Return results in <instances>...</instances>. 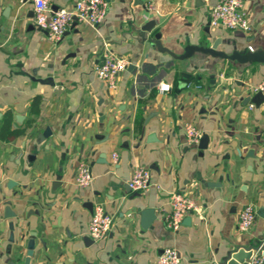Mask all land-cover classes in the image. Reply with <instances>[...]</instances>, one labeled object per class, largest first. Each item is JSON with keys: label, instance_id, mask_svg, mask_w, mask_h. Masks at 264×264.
Segmentation results:
<instances>
[{"label": "crops", "instance_id": "crops-1", "mask_svg": "<svg viewBox=\"0 0 264 264\" xmlns=\"http://www.w3.org/2000/svg\"><path fill=\"white\" fill-rule=\"evenodd\" d=\"M217 1L107 0L97 27L75 23L53 43L31 3L0 0V264L23 263L30 239V264H155L165 248L179 264H227L235 247L264 243V102L253 92L264 65L200 52L177 61L150 47L159 36L179 56L218 39L227 54H264V0H243L247 33L209 26ZM105 47L129 62L112 90L95 74ZM163 83L169 92H159ZM187 124L208 139L205 150L187 144ZM81 163L93 179L87 189L75 184ZM137 166L150 174L145 192L127 185ZM171 192L199 209L178 232L165 226ZM96 205L114 217L99 242L88 234ZM246 205L257 217L242 233ZM146 209L155 217L144 230Z\"/></svg>", "mask_w": 264, "mask_h": 264}, {"label": "built area", "instance_id": "built-area-1", "mask_svg": "<svg viewBox=\"0 0 264 264\" xmlns=\"http://www.w3.org/2000/svg\"><path fill=\"white\" fill-rule=\"evenodd\" d=\"M24 0H21L23 3ZM32 5L34 24L37 28L47 33L48 41L56 43L62 39L65 33L74 23L79 25H89L97 27L105 18L108 10L107 0H76L71 8H52L53 0H26ZM148 10L154 8L149 5ZM209 26L213 29L220 28L228 31L247 33L250 31L249 22L245 10H243V0H218L210 9ZM253 51V50H252ZM250 51V52H252ZM126 59H119L111 50L104 48L101 62L95 67L97 78L108 90L115 89L116 79L128 67ZM170 85L163 83L159 87V92H169ZM254 93H259L264 97V77L258 85L253 87ZM185 140L189 146H199L202 133L193 125L187 124L184 127ZM264 146V130L261 135ZM111 160L116 163L117 156L112 155ZM131 179L127 183L133 192H145L151 186L149 171L139 166L134 167ZM75 184L79 189H87L92 182L90 168L86 163H81L75 173ZM170 211L166 213L165 226L172 232H178L186 216L191 213L199 214V209L194 201L180 192L168 194ZM238 215L237 231L247 233L253 227L257 212L252 205L244 206ZM88 225V234L93 242L106 239L111 231L114 217L104 211L102 206L96 205L91 214ZM259 259L253 256L245 264H258ZM180 254L173 248H165L157 258L155 264H179Z\"/></svg>", "mask_w": 264, "mask_h": 264}, {"label": "water", "instance_id": "water-1", "mask_svg": "<svg viewBox=\"0 0 264 264\" xmlns=\"http://www.w3.org/2000/svg\"><path fill=\"white\" fill-rule=\"evenodd\" d=\"M75 24V23H74ZM39 29V28H38ZM142 28L143 31H146ZM40 30V29H39ZM46 33L45 31H43ZM47 34V33H46ZM150 41V47L155 48L158 50V52L167 53L170 55L174 60H184L187 58H190L194 52H200L206 55H209L212 58H220L226 61L230 62H236L240 65H245L247 63H260L264 65V54L257 53V52H243L238 51L235 47H233L231 54H227L223 51L218 50V45L226 44L228 41H221L218 39H215V42L210 44V46L202 47V46H191L188 45L185 47V51L182 55L175 56L170 50L167 48H162L161 42H159V36H154L153 39ZM188 76V75H184ZM44 82V81H41ZM255 97H259L262 102H264V97L261 94H256ZM250 101V100H247ZM52 135V132L49 128H47L42 135H40L39 140L40 142H43L45 139L49 138ZM202 140L199 143V149L205 150L207 148L206 142L208 139L206 137H202ZM57 183H60V176H57L56 179ZM264 209H260L259 215L264 218ZM141 215V228L146 229L148 225L151 223L153 218L155 217L154 211L152 209H146L145 211L140 213ZM13 226L10 225V229H12ZM35 237L33 234L31 235ZM92 241V240H91ZM35 240L30 239L26 246V258L24 259L23 263L21 264H30L31 259L34 257L33 250H34ZM253 256L258 257L259 262L258 264H264V243H257L252 244L251 246L245 247V246H239L235 247L234 251L229 255V260L227 264H245L246 261L250 260ZM11 264V263H8Z\"/></svg>", "mask_w": 264, "mask_h": 264}, {"label": "trees", "instance_id": "trees-1", "mask_svg": "<svg viewBox=\"0 0 264 264\" xmlns=\"http://www.w3.org/2000/svg\"><path fill=\"white\" fill-rule=\"evenodd\" d=\"M18 134H24V131L19 132Z\"/></svg>", "mask_w": 264, "mask_h": 264}]
</instances>
